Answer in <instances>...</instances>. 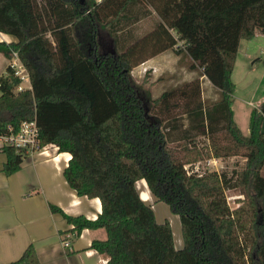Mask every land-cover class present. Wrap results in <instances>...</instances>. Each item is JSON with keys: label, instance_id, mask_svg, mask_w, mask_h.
Instances as JSON below:
<instances>
[{"label": "trees", "instance_id": "trees-1", "mask_svg": "<svg viewBox=\"0 0 264 264\" xmlns=\"http://www.w3.org/2000/svg\"><path fill=\"white\" fill-rule=\"evenodd\" d=\"M151 14V29L135 36L132 25ZM0 31L14 37L0 52L16 51L30 82L15 91L10 65L0 74V134L34 120L39 147L70 153L68 185L100 201L94 219L50 205L74 236L103 227L106 238L90 246L108 254L106 264H264V98L247 134L231 108L238 44L264 34V0H0ZM168 49L199 69L216 99L204 102L199 78L157 95L148 72L135 78L134 66ZM1 150L3 172L19 169L23 148ZM234 155L244 163L232 176L186 167ZM139 179L179 216L181 248L141 198ZM8 264L40 262L30 243Z\"/></svg>", "mask_w": 264, "mask_h": 264}, {"label": "crops", "instance_id": "crops-1", "mask_svg": "<svg viewBox=\"0 0 264 264\" xmlns=\"http://www.w3.org/2000/svg\"><path fill=\"white\" fill-rule=\"evenodd\" d=\"M256 36L257 34L251 39H241L239 41L231 72L232 81L242 42H246L244 43L243 56H241L243 59L252 57L255 60L260 59L257 54L264 53V40H259L256 44L252 43ZM12 40H14V37L11 34L0 31V41L10 42ZM166 51L159 52L134 66L132 74L133 70L134 72L137 70L138 75L142 71L143 75L145 72L150 75V70L147 71V69L152 67L153 71H155L156 66L163 63ZM9 59L0 52V74L7 68ZM145 63H149L148 67L144 66ZM139 67L144 70L140 71ZM263 71L264 66L260 77ZM206 80L212 86L213 91H215V96L211 99L214 100L218 96V90L207 78ZM233 83L235 85L234 81ZM153 95H155L154 92ZM232 98L233 93L231 95L233 119L242 133L247 134L249 131L250 110L260 105L264 94H261L255 100L244 99V102L251 106L249 113L246 114L247 118L245 117L243 122L244 129L236 119L235 105L232 102ZM261 129L264 131V118ZM3 144L4 142L0 137V264H8L10 261L17 259L30 243L36 250L40 264H106L109 259L108 254L99 252L90 246L93 239L102 240L106 238L105 229L103 227L82 228L74 236L71 230L73 227L72 223H69L60 211L50 208V205H55L66 214H82L90 219H94L97 213L100 212V201L97 197L88 198L87 196L77 195L63 177L62 169L67 165L70 153L58 151L57 147L51 143L36 149H23L19 169L11 174H5L2 170V165L5 161V154L1 150ZM233 158H241V164L244 163V157L238 155L225 158L213 157L208 159V161L223 166L224 161ZM216 166L218 167V165ZM141 180L139 179L135 183L141 198L151 204L158 223L168 220L174 246L175 248H181L183 240L179 216L180 233L176 237L172 225V216L175 217V215H169V209L161 205V202L156 201L147 185ZM139 183L141 188H139ZM142 190L145 191L143 195L141 194ZM235 197H238L237 192L234 193ZM229 204L236 205L233 200ZM64 238L69 239L68 246L63 245L62 241Z\"/></svg>", "mask_w": 264, "mask_h": 264}, {"label": "rangeland", "instance_id": "rangeland-1", "mask_svg": "<svg viewBox=\"0 0 264 264\" xmlns=\"http://www.w3.org/2000/svg\"><path fill=\"white\" fill-rule=\"evenodd\" d=\"M154 14H151L148 17H142L137 22L132 25V31L135 36L141 35L144 32L148 31L152 27ZM259 40H264V34H257L256 38L252 41V43L256 44ZM247 41V40H243ZM244 43L242 42L240 46V52L238 56L237 66H235L233 72V81L235 82L234 90H233V98L232 102L235 105V116L240 126L244 129V119L247 118L249 113L250 105L244 102V99L255 100L261 94H264V71L260 77L261 71L264 66V53L257 54L260 59H254V57L248 59H243V51H244ZM150 58V57H149ZM148 59V58H147ZM146 59V60H147ZM145 61V60H144ZM187 58H180V55L176 54L173 50L168 49L166 51V57L162 64L157 65L155 71L150 67L147 69L150 70L149 81H154L152 92L155 95L159 94L163 89L172 86V85H182L184 82L191 81L195 78H199L200 81V89L201 96L204 102L211 101L212 97L215 96V91H213L212 86L207 82L206 78L202 75H199V69H189ZM140 64V63H139ZM149 64V63H148ZM148 64L145 63V67H148ZM140 71L143 68H138ZM136 70V69H135ZM137 71V70H136ZM134 72L135 78L141 79L143 76V71L140 72V76L137 72ZM199 141L204 143L206 142V138L201 136L199 137ZM241 158H233L224 161L223 166H219L216 163H210L207 159L196 162L194 165L187 164V169L190 170H204L207 169H216L218 171H223L227 176H232L236 170L240 169L243 166L241 164ZM218 165V167L216 166ZM216 167V168H215ZM234 193L235 191L226 188L225 195L226 199L229 203L234 201ZM233 195V196H232ZM236 195V194H235ZM233 197V198H232ZM161 205H164L167 209L168 206L161 202ZM158 216V213L156 212ZM169 215L172 216V225L174 228L175 236L178 237V233H180V225L178 215L173 214L169 211ZM161 217V216H159ZM174 217V218H173ZM174 219V220H173ZM179 228V229H178Z\"/></svg>", "mask_w": 264, "mask_h": 264}, {"label": "built area", "instance_id": "built-area-1", "mask_svg": "<svg viewBox=\"0 0 264 264\" xmlns=\"http://www.w3.org/2000/svg\"><path fill=\"white\" fill-rule=\"evenodd\" d=\"M9 65L13 69L14 74L20 79L14 90L20 91L30 87L28 73L19 60L16 51L12 52V57L9 59ZM37 131L38 130L35 121L29 120L23 121L21 123L20 129L17 133L0 134V137L4 143H9L23 149H36L39 148L37 141ZM62 242L64 246L69 245L68 238H64Z\"/></svg>", "mask_w": 264, "mask_h": 264}, {"label": "bare ground", "instance_id": "bare-ground-1", "mask_svg": "<svg viewBox=\"0 0 264 264\" xmlns=\"http://www.w3.org/2000/svg\"><path fill=\"white\" fill-rule=\"evenodd\" d=\"M141 181H142L143 183H145V184H146V182H145V180H144V179H142ZM138 185H139V188H141V184L139 183ZM144 192H145V191H144V190H142V191H141V194L143 195V194H144Z\"/></svg>", "mask_w": 264, "mask_h": 264}]
</instances>
